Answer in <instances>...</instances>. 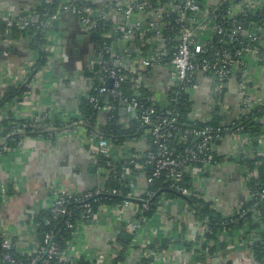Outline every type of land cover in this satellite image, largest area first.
Listing matches in <instances>:
<instances>
[{"label":"built area","instance_id":"built-area-1","mask_svg":"<svg viewBox=\"0 0 264 264\" xmlns=\"http://www.w3.org/2000/svg\"><path fill=\"white\" fill-rule=\"evenodd\" d=\"M54 1L43 0L45 4ZM33 9L14 16L0 9V23L5 26L6 35L14 30L35 29L47 42L46 64L35 69L28 89H41L43 75L58 61L59 49L53 44L51 33L61 15H75L88 36L96 30L104 31L108 21L113 22L119 35L105 34L111 40L103 49L108 58L102 52L95 55L94 51L85 68V72L95 73L101 84L93 88L95 94L87 95L99 112L97 121L91 123L80 109L77 119L65 126H56L49 113H19L11 123V130L0 136V160L25 154L26 144L32 140L79 138L96 165L100 157H110L112 161L96 169L98 184L82 192L53 188L49 194L51 204L45 208L49 216L40 217L36 212L34 220L25 227V241L10 225L0 226V264H113L112 259L94 262L91 257L85 258L72 250L80 229L86 224L112 215L114 238L117 241L118 235L130 233L134 236L132 246L170 199L163 195L155 215L147 216L151 210L150 199L163 191L164 184H167L166 190L179 197L204 200L195 186L205 180L212 168L233 163V159L241 164L243 158L264 157L261 153L264 136L255 148V137L244 133L241 125L255 108L264 106V99L254 92L252 75L254 66L264 68V0H112L101 7H96L93 0H63L51 16ZM0 37H3L1 32ZM128 67L134 72L140 71L138 77L125 75L123 69ZM160 69L167 71L171 83L157 94L144 80L142 72ZM200 76L211 81L206 104L210 111L206 117L194 107L202 92ZM235 79L239 93V101L234 105L235 120L230 125L208 124L216 110L218 116L227 120L231 116L232 107L226 104L225 98L232 94ZM90 82L89 90L94 86L93 79ZM3 95L0 91V99ZM183 96L188 97L187 102H193L187 119H182L180 112L172 107L180 104ZM25 102L15 105L27 106ZM116 113L127 128L133 120L138 121L141 141L115 147V139L106 138L103 129L106 117L110 119ZM197 120H203L201 125ZM228 138L240 140L242 148L236 153L220 154L214 147ZM150 142L153 148L142 147ZM7 168L8 180L0 182V209L7 207L11 200L10 184L15 193L20 191V175L14 166ZM243 172L245 202L253 205L243 207L242 204L238 214L241 219L249 218L261 224L253 230L254 246L262 240L260 234L264 232V189L254 190L248 184L256 172L246 167ZM111 173L121 180H130L125 187L131 192L119 204L102 202V196H123L122 189L105 187L107 175ZM142 185L148 188L145 192L140 188ZM130 210L134 211L132 218L127 215ZM185 214L193 218L201 243H205L208 225L198 220L189 206ZM119 250L113 259L119 256ZM149 251L145 249L147 255ZM208 264L215 263L210 260ZM231 264L259 263L252 254L251 258L237 256Z\"/></svg>","mask_w":264,"mask_h":264},{"label":"crops","instance_id":"crops-1","mask_svg":"<svg viewBox=\"0 0 264 264\" xmlns=\"http://www.w3.org/2000/svg\"><path fill=\"white\" fill-rule=\"evenodd\" d=\"M111 1L93 0V4L101 7ZM40 2L41 0H0V9L6 15L14 16L30 10ZM56 21L59 24L57 27L54 25L51 34L53 44L59 49L57 58V54L55 55L58 61L51 71L48 70V73L43 75L41 89L33 90L25 86L27 97L24 100L27 106H21V108L19 106L18 109L19 113L23 114L43 112L49 113L54 118L69 120L78 115L80 95L90 89V85L86 84L88 78L85 75V69L83 71L77 69L78 59L82 61V48H79L78 44L85 43L78 38L85 35V32L75 15L63 14ZM88 42L85 45L90 44ZM76 49L80 50L78 56L74 54ZM40 54L41 52L34 50L24 39L0 37V91L2 94L12 87L17 88L25 84L32 75L36 59ZM91 55L90 53L89 58ZM70 58L77 59V61L73 60L71 68L68 66ZM252 75L254 92L264 99V68L254 66ZM199 80L202 92L197 96L195 105L198 113L205 116L211 81L203 76H200ZM170 81L165 69L156 70L154 76L147 80L157 94L171 83ZM14 105L11 102L0 107V120L8 118L10 111L13 113ZM259 123L262 125L264 136V115L259 119ZM78 139L50 142L32 140L27 142L25 154L11 155L3 162L0 160V182L8 180L10 173L7 166H14L21 180L18 198H12L8 206L0 210V226L10 225L21 234L25 241L24 230L28 225L26 215L32 216L50 206L52 199L49 194L53 188L58 186L78 193L86 190L88 186L98 184L95 160ZM240 148H242V142L233 139L221 149L229 150L226 153H236L241 150ZM261 153H264V141L261 144ZM233 160L234 164L227 163L212 168L205 180L197 182L195 186L196 192L204 197L205 201L213 202V209L227 219L234 217L238 207L246 200L243 181L244 166L240 164V161ZM93 168L95 171H92ZM165 202L163 212L149 222L148 229L140 234V240L130 246L129 261L125 264H142L144 257L152 258L153 264H208L210 260L215 264H231L237 256L251 258L253 241L245 238L243 228L221 231L218 235V253L213 257L202 254L199 252L202 239L198 226L191 216L188 217L185 214L189 206L188 202L184 199L171 198ZM127 215L132 218L134 211H128ZM8 216L11 219H7ZM112 218V215H107L86 224L80 229L72 250L84 255L85 258L91 257L94 262L116 259H113V256H117V251L120 249L118 246L121 245V236L116 237L117 241L114 238L111 231ZM166 240L172 243L171 248L166 252L156 253L152 249L153 244ZM186 244L192 245L191 249H188ZM145 249L151 250L148 255Z\"/></svg>","mask_w":264,"mask_h":264},{"label":"trees","instance_id":"trees-1","mask_svg":"<svg viewBox=\"0 0 264 264\" xmlns=\"http://www.w3.org/2000/svg\"><path fill=\"white\" fill-rule=\"evenodd\" d=\"M63 0H55L52 4H45L43 0H41L40 4L35 6L33 10H36L40 14H47L48 16L53 15L59 6L62 4ZM0 32L3 35V38H12L14 40L24 39L28 41L29 45L41 54L39 55V58L36 59V64L34 66L33 72L35 69H38L39 67H42L46 64L47 61V54L45 52V47L47 42L43 39V37L40 34L35 33V29H31L29 31H17L14 30L10 35H6L5 26L0 23ZM114 33L119 35L118 32L115 31V27L113 26L112 21L107 22V26L102 30H96L93 31L91 34L92 41L95 43V45L98 47L95 50V55L99 53H103L105 58H108L105 51L103 50L106 44H110L111 40L105 38V34L107 33ZM41 49H43L41 51ZM139 67V65L137 64ZM99 69V68H98ZM99 71V70H98ZM123 72L128 77L135 76L138 77V74H140V71H133L132 68H125L123 69ZM156 70H148L142 72V75L144 76V80H149V78H152L154 76V73ZM86 77L90 80L93 79L94 86L91 90H88V92L84 93L83 95H80V101H79V107L81 112L88 117L91 123H94L97 121V117L99 115V112L96 111L93 106L90 104L87 95L89 94H95L93 88L99 87L101 84L96 80L97 75L92 72H86ZM26 87L23 88V85L18 86L17 88H10L0 99V107L13 102V104H20L24 100ZM224 96H222L223 99ZM188 97L183 96V98L180 100V104L178 105H172L175 110L179 111L181 114V118H188V115L193 110V102H187ZM196 105L194 104V107ZM219 111H215L213 115V120H211L208 124L219 126L221 124H224L227 122V118L220 117L217 115ZM264 115V106L255 108L251 115L245 118L241 121L242 127H244V133L255 137L254 140V147L257 148L259 146V139L263 135V128L262 125L259 123V120ZM104 117V116H103ZM77 117H72L69 120L62 119L60 117L53 118V122L56 126H65V125H71ZM14 120L13 113L10 111L8 113V118L0 120V136L4 135L7 131H10L12 128V121ZM106 124L103 127V129L106 132V138L113 137L114 139V145L115 147H121L125 145L127 142H131L133 140L141 141L143 136L139 134L140 131V125L137 120H133L131 122L130 128H127L122 122V117L119 114H114L112 118L106 117ZM198 125H201V121L197 120ZM138 133V134H137ZM36 137V136H34ZM143 148H153V145L150 143H147L146 146H142ZM140 147V148H142ZM112 161V158L108 157H100L96 166V169L106 164L107 162ZM221 162V161H219ZM222 163V162H221ZM241 164L247 168V170H250L253 172H256V176H253L252 180L248 182V184L255 190V189H264V157L261 156H254L249 159H242ZM244 173V172H243ZM244 175V174H243ZM123 184H121V182ZM129 179L121 180V178L116 177L115 173H111L107 175L106 178V184L105 187L109 190L113 189H122L123 190V196H102L103 203L107 204H119L124 199L128 197L131 190L129 188H126L125 185L129 183ZM166 185L164 184L162 186L163 191H158L156 195L150 199V206L151 210L147 212V216L149 218L153 217L158 209V206L160 205V200L163 195L168 196L171 199H184L188 202L189 207H191L194 212L195 216L198 220L204 221L205 224L208 225L209 231L205 235L206 242L203 243L200 247V251L204 255H208L210 257L215 256V254L218 253L217 251V244H218V235L221 231H228V230H234V229H240L243 228L245 231V238L248 240L253 241V230L257 229L261 226L258 222H253L249 218L241 219L239 216V212H236L234 217H231L227 219L226 217H223L222 214L218 213L216 210L213 209V202L211 201H205V200H198V199H190V198H182L179 197V195L175 194L172 191L166 190ZM9 195L12 198H18V194L15 193L13 189V185H9ZM143 189V192H145L148 188L144 187L143 185L140 187ZM253 205V204H251ZM248 202H243V207H250L251 206ZM1 208V206H0ZM26 215V223H31L34 220L35 215ZM40 217L49 216V211L42 209L39 211ZM38 217V216H37ZM36 217V218H37ZM7 219H11L10 216L7 217ZM121 245H120V252L119 256L114 259L113 264H125L128 263V254L130 251V246L133 242V235L130 233L123 232L121 235ZM261 241L255 242L253 246V258L256 260L259 264H264V232L260 234ZM181 244V243H179ZM212 245V246H211ZM172 246V243L170 241H163L162 243L153 244L151 247L153 250L157 252H166L168 249H170ZM188 249H191L192 245H185ZM142 264H153V259L150 257H144L142 260Z\"/></svg>","mask_w":264,"mask_h":264},{"label":"water","instance_id":"water-1","mask_svg":"<svg viewBox=\"0 0 264 264\" xmlns=\"http://www.w3.org/2000/svg\"><path fill=\"white\" fill-rule=\"evenodd\" d=\"M77 18V17H76ZM59 24V22L58 21H56L55 23H54V25L57 27V25ZM78 40H80V41H82V42H90V44H88L87 46L85 45L84 47H85V49H83L84 47H83V43H81V44H78L79 45V48H82V50H81V52H82V61H80V58L78 59V62H77V69L79 70V71H83L85 68H86V66H87V64H88V61H89V54L91 53H93L94 51H95V49H96V45H95V43L92 41V38H91V36H88L87 34H85V35H82V36H80L79 38H78ZM88 42V43H89ZM74 54L76 55V56H78L79 54H80V50H75L74 51ZM70 55H72V53L70 52ZM73 58V57H72ZM72 58H70L69 59V62L71 61V60H76L77 61V59H72ZM34 74H35V72H33L32 73V75L30 76V78L25 82V84L23 85V88L25 87V86H27L30 82H31V80H32V78H33V76H34ZM86 84L87 85H90L91 84V82H90V80L89 79H87L86 80ZM238 87H237V80L235 79L234 81H233V88H232V94L230 95V96H227L226 98H225V102H226V104H228L229 106H231L232 107V113H231V116H229V118H228V120H227V122H226V124H228V125H230L231 123H232V121H234L235 120V114H236V112H235V104L239 101V99H238ZM209 111H210V109H209V107L206 105V108H205V112H204V115H205V117H206V115H208L209 114ZM203 118V120H205L206 118ZM203 120H201V121H203ZM229 141H233V138H228V139H226V140H224V142H219L214 148H215V150H217L220 154H225L227 151H229V150H225V151H223L221 148L222 147H224V146H227L228 145V143H229ZM220 144V145H219ZM92 171H95V168H93V170ZM88 187H90V186H88ZM87 187V188H88ZM1 210V209H0ZM0 214H1V211H0Z\"/></svg>","mask_w":264,"mask_h":264},{"label":"rangeland","instance_id":"rangeland-1","mask_svg":"<svg viewBox=\"0 0 264 264\" xmlns=\"http://www.w3.org/2000/svg\"><path fill=\"white\" fill-rule=\"evenodd\" d=\"M9 106L11 107V105H9ZM16 106H17V105H14V106H13V116H14V117H17V116L19 115V109H18L19 106H17V107H16ZM20 108H21V106H20Z\"/></svg>","mask_w":264,"mask_h":264},{"label":"flooded vegetation","instance_id":"flooded-vegetation-1","mask_svg":"<svg viewBox=\"0 0 264 264\" xmlns=\"http://www.w3.org/2000/svg\"><path fill=\"white\" fill-rule=\"evenodd\" d=\"M82 45H83V47H84V46H85V43H83ZM86 46H87V45H86ZM83 49H85V47H84ZM71 64H73V60H71L70 63L68 64V66H69L70 68H71V66H72ZM75 67H76V66H75ZM73 69H74V67H73ZM75 69H76V68H75ZM202 104L205 105V102L202 101ZM206 104H207V102H206Z\"/></svg>","mask_w":264,"mask_h":264}]
</instances>
